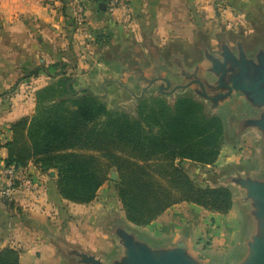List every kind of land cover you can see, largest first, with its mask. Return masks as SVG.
Returning a JSON list of instances; mask_svg holds the SVG:
<instances>
[{
    "label": "crops",
    "instance_id": "obj_1",
    "mask_svg": "<svg viewBox=\"0 0 264 264\" xmlns=\"http://www.w3.org/2000/svg\"><path fill=\"white\" fill-rule=\"evenodd\" d=\"M80 1L85 9V23L81 27L75 19L76 0H0V144L3 146L0 184L1 170L8 157L5 145L12 140L11 126L35 114L37 94L56 77L51 71L53 65L60 67V63L69 59L68 54H78L95 28L101 27L105 32L107 26L122 30L136 29L139 25L147 30L150 20L154 23L153 36L161 48H179L185 52L199 45L211 31L213 12L218 27L223 29L220 39L221 32L226 35L224 30L233 37L243 35L237 34L239 31L253 30V19L262 17L263 11L256 0H128L129 10L110 15L107 0ZM218 3L225 4L223 13L218 11ZM228 42L233 45L232 41ZM78 66L67 67L75 69L74 79L79 77ZM250 134L258 138L255 133ZM256 164L259 166L260 159ZM27 170L38 185L37 191H16L10 198L0 196V251L7 247L18 250L21 264H68L60 243L107 262L121 254L109 223L101 222L105 217H113L111 205L106 206L99 197L86 205L71 203L60 196L57 176H52V171L43 172L34 164ZM180 207L198 213L194 217L184 216L185 224L172 226L174 221L169 214ZM234 208L235 201L228 215H220L194 204L175 205L148 226L169 224L165 235L152 233L148 237L166 244L185 236L202 258L212 264H230L241 252L246 236V231L236 230L228 221ZM204 212L218 221L210 249H203L196 237L200 226L196 228L195 224H201L199 214L205 216ZM222 220L228 221L227 227L220 224ZM148 227L144 230L150 232Z\"/></svg>",
    "mask_w": 264,
    "mask_h": 264
},
{
    "label": "trees",
    "instance_id": "obj_2",
    "mask_svg": "<svg viewBox=\"0 0 264 264\" xmlns=\"http://www.w3.org/2000/svg\"><path fill=\"white\" fill-rule=\"evenodd\" d=\"M263 22L264 10L253 23ZM73 82L72 77H66L42 89L35 114L11 126L5 166L27 168L34 164L46 173L55 170L60 196L82 205L97 198L115 170L125 218L137 227L149 226L181 203L229 213L234 205L231 189L200 188L176 164L177 160L202 165L217 161L225 135L220 117L207 116L197 101L182 96L174 107L160 99L151 108L142 102L139 117L131 118L108 111L88 90L75 98ZM126 149L131 151L129 155L124 154ZM0 264H21L20 252L2 249Z\"/></svg>",
    "mask_w": 264,
    "mask_h": 264
},
{
    "label": "rangeland",
    "instance_id": "obj_3",
    "mask_svg": "<svg viewBox=\"0 0 264 264\" xmlns=\"http://www.w3.org/2000/svg\"><path fill=\"white\" fill-rule=\"evenodd\" d=\"M256 1L258 2V7H263L262 9L264 10V0ZM217 5L218 11L221 13L222 10L223 13L225 4L218 3ZM227 6L229 5L227 4ZM213 13L212 18L214 23L211 31L207 30L208 32L206 33V36H204L205 38L201 39L202 41L199 45L193 47V49L190 48L189 51L185 52L179 48H174L173 50L166 49L167 47L161 48L156 43V38L153 36L154 23L150 20L147 21L146 24L147 30L138 27L139 25H137L136 29L130 28L122 30L117 29L115 26H105V32L101 27L95 28L93 36L86 39L88 47L87 45H82V50L79 51L78 54L73 52L72 54H68L67 58L69 59L60 63V67L51 69L56 77H53L48 86L55 85L60 79L72 77L74 80L72 87L76 92L79 91L77 92L78 95L74 96L75 98L81 96L80 92L82 90H88L103 102L108 111L126 113L131 118L139 117L138 111L139 108H141L140 104L142 102L146 103V105L151 108L154 105V101L160 99L166 102L169 107H174L176 101L182 96H188L197 101L202 106L203 113L207 116L220 117L224 122L225 135L217 161L211 165H202L190 160H177L176 164L181 166L193 182L200 188L225 187L233 190V199L236 203V208L230 213L231 218L228 216L229 219L228 217L226 219L231 222L234 228L236 227V230L238 228L242 232H245L247 230V228H245L247 223V217L245 215L246 208L243 206L242 202L238 200L242 195L231 186V184L228 185L225 180L239 172L252 170H255V173L259 172V166L256 164L260 159L258 138L250 133L238 136L233 131V125L236 123L237 116L243 115L249 110L246 102L240 95L235 94L228 99L227 102L214 108L209 102L199 98L194 88H188L183 91L175 92L174 94L160 93L159 87L160 85H163L161 82L149 87L142 98H138L142 95L143 88L148 86L149 81L158 75L169 79L173 85L186 84L185 79L179 75L180 69L174 64L176 58L183 59L184 67L187 70H192L196 63L203 67L206 65L202 55V45L207 46L212 52L218 53L220 47V39L218 38L220 31H223V29L218 27V18L215 12ZM256 18L257 16L253 21ZM251 28L253 30L249 28V30L239 31L237 33H242L244 35L243 38L245 45L250 49L254 47L256 42L263 43V37L260 33V24L256 25V27L255 25H252ZM145 31L147 32L145 33ZM224 31L226 35L224 32H221L224 34L223 38L226 41H231V38L233 37L231 36V33L229 34L228 31ZM91 32L93 31L91 30ZM71 64H78L80 66V68L79 66L77 68L79 75L77 79H74L75 69L67 68L68 66L70 67ZM157 70L160 71L159 74L157 73ZM208 79L213 80L210 76H208ZM168 92H170V90H168ZM148 111L149 110L147 109L145 114H147ZM103 119L104 118H102V120ZM143 127L146 130L149 129L145 124H143ZM128 153H131V151L126 149L124 154L129 155ZM51 171L57 176L55 170ZM113 173H115L117 179H112L111 175ZM118 179V173L115 170H112L109 175V180L98 192L97 197L100 198V201H103V204L106 206L111 205V208L113 209L112 211L114 212L113 217H110V219L105 217V220L102 218L103 220L101 222L106 224L111 221H118L121 225H125L128 231L136 233L137 237L143 239L146 237L145 241L153 248L165 245V242L152 239L148 237V234L163 233L165 235L169 224L167 225L165 223L159 227L155 226L156 228H149L146 226L148 227L147 229H151L150 232H147V230H144L145 227H137L126 220L122 204L117 196L116 187ZM201 211L203 213V210ZM197 213L198 211H192L187 207H180L179 210L173 212V214H169V217L174 221L172 224L173 226L176 224L180 225V223L185 224L184 221L186 217L184 218V216L188 215L194 217ZM204 213H206L204 214L205 216L199 214V219L202 220L201 224H195L196 228L197 226H200V229L197 228L198 232H196V237L199 238L197 243L201 244L203 249H210L213 238H215V230L218 228V221L216 218H212L210 213ZM228 221H223V223L220 222V224L227 227ZM191 223L194 224V222ZM243 229L245 230L243 231ZM166 244H169V242L166 241ZM237 257H234V259ZM67 262L68 264H74V261L70 259H68Z\"/></svg>",
    "mask_w": 264,
    "mask_h": 264
},
{
    "label": "water",
    "instance_id": "obj_4",
    "mask_svg": "<svg viewBox=\"0 0 264 264\" xmlns=\"http://www.w3.org/2000/svg\"><path fill=\"white\" fill-rule=\"evenodd\" d=\"M101 8L104 9V6L101 5ZM260 29L263 43L256 42L252 49L245 45L244 35L232 37L231 45L222 34L218 53L202 45L205 67L196 63L192 70H187L183 59L176 58L174 64L180 69L179 75L185 79L186 84L173 85L169 79L158 75L149 81L138 97L142 98L149 87L161 82L163 85L159 87L160 93L174 94L194 88L198 97L214 108L235 94L240 95L248 105L249 110L237 116L233 131L238 136L246 133L258 136L260 164L258 173L255 170L239 172L225 180L241 193L238 200L246 208L247 217L242 250L230 264H264V22ZM157 73L160 71L157 70ZM208 76L213 80H209ZM51 174L55 175L54 172ZM111 177L117 179L115 173ZM109 226L110 233L121 248V254L110 262L65 243L59 244L60 249L74 264H212L194 251L185 236L153 248L145 241L146 237H137L136 233L128 231L118 221H111Z\"/></svg>",
    "mask_w": 264,
    "mask_h": 264
},
{
    "label": "built area",
    "instance_id": "obj_5",
    "mask_svg": "<svg viewBox=\"0 0 264 264\" xmlns=\"http://www.w3.org/2000/svg\"><path fill=\"white\" fill-rule=\"evenodd\" d=\"M75 19L78 25L85 22V11L80 0L75 2ZM128 0H107L106 9L110 15L119 11L129 10ZM0 196L10 198L14 192L21 191L31 193L38 190V185L32 179L27 168H15L4 166L1 170Z\"/></svg>",
    "mask_w": 264,
    "mask_h": 264
},
{
    "label": "flooded vegetation",
    "instance_id": "obj_6",
    "mask_svg": "<svg viewBox=\"0 0 264 264\" xmlns=\"http://www.w3.org/2000/svg\"><path fill=\"white\" fill-rule=\"evenodd\" d=\"M127 61H129V60H127ZM130 62H131V61H130ZM130 62H129V63H130ZM132 62H133V61H132ZM155 78H157V77H154L153 79H155ZM155 84H156V83H154L153 85H155ZM145 93H146V92H145Z\"/></svg>",
    "mask_w": 264,
    "mask_h": 264
}]
</instances>
